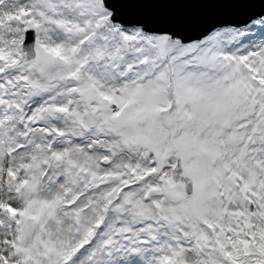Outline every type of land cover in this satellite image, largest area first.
I'll return each instance as SVG.
<instances>
[{"label": "snow or ice", "instance_id": "obj_1", "mask_svg": "<svg viewBox=\"0 0 264 264\" xmlns=\"http://www.w3.org/2000/svg\"><path fill=\"white\" fill-rule=\"evenodd\" d=\"M0 264H264V0H0Z\"/></svg>", "mask_w": 264, "mask_h": 264}]
</instances>
